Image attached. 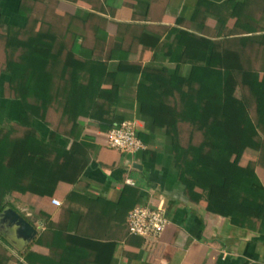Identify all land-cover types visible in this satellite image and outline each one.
Segmentation results:
<instances>
[{
	"label": "crops",
	"instance_id": "0c3cea01",
	"mask_svg": "<svg viewBox=\"0 0 264 264\" xmlns=\"http://www.w3.org/2000/svg\"><path fill=\"white\" fill-rule=\"evenodd\" d=\"M198 1L0 0L4 23L25 24L20 6L48 22L64 44L61 57L69 52L78 63L71 67L79 69L83 102L68 114L53 105L46 125L35 121L38 133L53 139L45 185L41 194L11 192L4 208L36 234L26 241L0 217L1 264H264V233L232 225L191 199L173 163L170 126L179 99L172 87L191 67L188 51L173 47L176 31L212 40L246 35L264 44V0H248L244 16L220 9L222 27ZM244 17L255 31L242 33ZM59 84L70 85L67 75ZM125 119L135 123L142 151L107 144L111 124ZM140 203L165 211L168 224L155 241L128 234V212Z\"/></svg>",
	"mask_w": 264,
	"mask_h": 264
},
{
	"label": "trees",
	"instance_id": "16d2710c",
	"mask_svg": "<svg viewBox=\"0 0 264 264\" xmlns=\"http://www.w3.org/2000/svg\"><path fill=\"white\" fill-rule=\"evenodd\" d=\"M198 6L216 13L222 27L226 18L220 9L244 16L249 4L199 0ZM18 12L27 18L23 26L0 21V99L17 112L0 127L14 123L24 129L18 137L8 132L0 136V212L11 192L41 194L45 185L41 178L51 164L47 143L53 139L41 136L35 121L46 125V112L53 105L68 114L83 104L79 69L71 67L78 63L69 52L61 57L64 44L56 41L36 10L20 6ZM246 18L238 24L243 34L255 31L244 26L250 24ZM173 47L186 49L191 65L188 76L172 87L179 94L170 121L172 157L181 181L191 199L208 212L263 234L264 186L255 168L264 170V44L246 35L228 33L212 40L176 31ZM65 75L70 85L61 87ZM61 93L66 100L57 98ZM245 149L254 150L257 158L240 164Z\"/></svg>",
	"mask_w": 264,
	"mask_h": 264
},
{
	"label": "built area",
	"instance_id": "2783aa9c",
	"mask_svg": "<svg viewBox=\"0 0 264 264\" xmlns=\"http://www.w3.org/2000/svg\"><path fill=\"white\" fill-rule=\"evenodd\" d=\"M110 147L125 153L134 154L145 149V144L137 136L135 123L125 119L105 133ZM127 182L132 183L130 179ZM56 206L60 201L52 199ZM168 219L162 207L148 203L136 204L127 215V231L129 235L140 236L147 241H155L165 230Z\"/></svg>",
	"mask_w": 264,
	"mask_h": 264
},
{
	"label": "rangeland",
	"instance_id": "374dc122",
	"mask_svg": "<svg viewBox=\"0 0 264 264\" xmlns=\"http://www.w3.org/2000/svg\"><path fill=\"white\" fill-rule=\"evenodd\" d=\"M238 94V92H236ZM5 100H1L0 99V126L1 123L3 122V119L5 117H11V118H15L16 117V109L14 110H9V106L10 105H6V103L4 102ZM7 130V131H6ZM24 129H22V127H20L17 124L14 123H8L7 125H3V127H0V136L5 135V133L8 134V136L11 137H18L21 136L23 134ZM257 158L256 152L252 149H245L240 153V156L238 157V162L240 164H245L247 163L249 160H254ZM255 171L257 173V175L261 178L264 179V170L260 167H256Z\"/></svg>",
	"mask_w": 264,
	"mask_h": 264
},
{
	"label": "water",
	"instance_id": "95a60500",
	"mask_svg": "<svg viewBox=\"0 0 264 264\" xmlns=\"http://www.w3.org/2000/svg\"><path fill=\"white\" fill-rule=\"evenodd\" d=\"M0 217L9 219L14 225L16 234L26 241L31 240L36 234L35 228L25 218L10 208H4L0 213Z\"/></svg>",
	"mask_w": 264,
	"mask_h": 264
}]
</instances>
